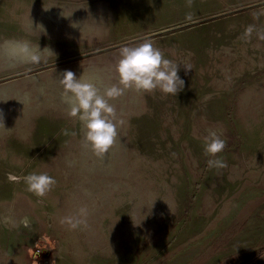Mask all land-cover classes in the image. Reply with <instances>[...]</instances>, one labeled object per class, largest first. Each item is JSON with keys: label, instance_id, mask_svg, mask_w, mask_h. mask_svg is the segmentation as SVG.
Listing matches in <instances>:
<instances>
[{"label": "rangeland", "instance_id": "rangeland-1", "mask_svg": "<svg viewBox=\"0 0 264 264\" xmlns=\"http://www.w3.org/2000/svg\"><path fill=\"white\" fill-rule=\"evenodd\" d=\"M145 40L184 86L110 99L124 123L96 155L60 78L103 93L119 49ZM16 41L42 61L14 59ZM211 132L224 168L207 166ZM31 172L56 184L37 196ZM81 207L83 225L62 222ZM263 248L264 0H0V264H242Z\"/></svg>", "mask_w": 264, "mask_h": 264}, {"label": "clouds", "instance_id": "clouds-1", "mask_svg": "<svg viewBox=\"0 0 264 264\" xmlns=\"http://www.w3.org/2000/svg\"><path fill=\"white\" fill-rule=\"evenodd\" d=\"M249 26L246 32H251ZM33 48L27 41H16L11 49V55L21 63L37 64L43 59V53ZM47 52L52 51L47 48ZM53 55V54H52ZM185 71L190 67L183 66ZM118 83L106 87L103 93L90 82L78 78L72 71H65L59 83L62 86V99L68 105V116L77 118L85 128L84 141L91 150L103 156L113 145L117 136V128L124 121L116 117V109L110 99L124 94L128 89L137 92H151L159 89L165 94H176L184 86L183 79L178 75L179 65L164 57L158 47L151 41L145 40L136 46H123L119 49V60L115 66ZM204 151L210 158L207 160L209 168H224L225 161L217 156L225 148V140L211 132L204 138ZM15 180L16 177L12 176ZM27 190L37 196H43L56 184L53 176L47 172H31L23 177ZM87 209L81 207L74 215L63 218L69 228H76L85 223ZM141 222V221H140ZM25 225L27 221H24Z\"/></svg>", "mask_w": 264, "mask_h": 264}, {"label": "crops", "instance_id": "crops-1", "mask_svg": "<svg viewBox=\"0 0 264 264\" xmlns=\"http://www.w3.org/2000/svg\"><path fill=\"white\" fill-rule=\"evenodd\" d=\"M242 264H264V248L260 252L250 251V253L242 258Z\"/></svg>", "mask_w": 264, "mask_h": 264}, {"label": "water", "instance_id": "water-1", "mask_svg": "<svg viewBox=\"0 0 264 264\" xmlns=\"http://www.w3.org/2000/svg\"><path fill=\"white\" fill-rule=\"evenodd\" d=\"M113 48H116V47H112V48H109V49H106V50H110V49H113Z\"/></svg>", "mask_w": 264, "mask_h": 264}]
</instances>
